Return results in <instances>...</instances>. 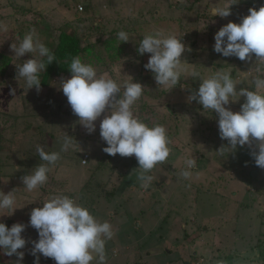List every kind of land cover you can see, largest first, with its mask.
<instances>
[{
  "label": "rangeland",
  "instance_id": "374dc122",
  "mask_svg": "<svg viewBox=\"0 0 264 264\" xmlns=\"http://www.w3.org/2000/svg\"><path fill=\"white\" fill-rule=\"evenodd\" d=\"M228 2L0 0V191L14 190L17 208L10 216L4 210L0 222L7 227L26 225L22 236L29 243L18 250L25 253L22 264H33L31 241L38 239L37 231L27 226L30 211L59 194L113 226L105 264H264V169L250 155L256 142L252 149L246 145L230 153L217 152L227 141L219 136L216 113L187 99L199 87V79L185 73L168 90L144 68L150 54L134 58L144 35H175L185 45L181 60L188 63L189 72L207 77L212 69L226 70L238 81L237 90L250 87L249 79L257 75L255 56L250 61L223 57L213 51V37L229 21L239 23L249 8L264 6V0H238L228 17H211L210 8ZM121 30L129 34L128 42L118 40ZM28 33H35L51 52L64 34L74 36L82 61L118 83L130 77L138 81L142 68L148 73L134 114L149 126L166 128L171 152L147 173L153 177L147 189L137 179L140 170L134 156H110L102 150L106 147L99 135L102 117L90 135L78 123L59 89L60 79L70 76L68 70L58 76L40 73L39 92L16 77L15 65L35 58L33 53L19 60L11 49ZM243 102L241 97L227 107L236 112ZM65 133L76 143L62 152ZM37 145L60 152L61 158L48 172L46 184L30 192L22 177L44 163ZM190 155L196 158V167L185 180L180 173ZM16 259L0 254V264H15ZM39 264L55 261L40 256Z\"/></svg>",
  "mask_w": 264,
  "mask_h": 264
},
{
  "label": "clouds",
  "instance_id": "9594fccd",
  "mask_svg": "<svg viewBox=\"0 0 264 264\" xmlns=\"http://www.w3.org/2000/svg\"><path fill=\"white\" fill-rule=\"evenodd\" d=\"M238 0L212 7L208 11L211 17L221 18L231 15L230 6ZM83 8V7H82ZM79 9V7H78ZM83 11L79 10V12ZM120 42H128L126 31H119ZM213 51L223 57H236L240 61H250L255 56L256 76L249 79L250 87L237 90L238 81L230 71L212 69L207 77L195 70L189 72L188 63L181 60L185 45L175 35L165 36L162 32L143 36L136 51L140 55L150 54L144 68L149 70L157 85L170 90L181 81L185 73L193 79H199V87L190 93L188 101H196L203 110H211L217 115V125L221 140L227 141L217 152H233L237 146L254 149L250 155L260 169H264V6L249 8L248 14L239 23L229 21L214 34ZM14 56L20 60L25 54H35L16 66V77L22 78L28 89L35 87L40 91V73L55 60L54 53L36 37L35 33L26 34L18 45H11ZM69 78H61L59 89L66 97L72 113L78 117V123L92 134L99 120V135L106 147L102 150L110 155L122 157L134 156L140 171L137 179L141 187L147 189L153 177L147 175L157 164L164 163L170 155L171 141L166 128L161 124L147 125L134 114V106L142 96L144 86L129 80L118 83L106 73L97 74V70L80 56L71 58ZM14 91V90H10ZM241 97L244 102L239 111H232L227 105ZM76 141L65 133L61 146L67 152ZM36 153L41 161L32 168L30 174L22 177L28 191L36 190L46 184L48 172L61 158L60 152H47L44 146L37 145ZM85 164L89 160L88 153ZM180 175L189 180L196 167V158L190 155L184 161ZM14 190L5 194L0 191V216L4 210L12 215L17 208ZM37 231L38 239L31 241L30 254L33 264H39L40 256L51 258L55 264H105L107 241L114 236L113 226L108 221H99L89 210L76 203L73 198L59 194L46 200L41 207L33 208L29 214L28 225ZM26 225L14 223L7 227L0 222V254L16 256L15 264H22L24 249L29 241L22 236ZM218 264H223L222 261Z\"/></svg>",
  "mask_w": 264,
  "mask_h": 264
},
{
  "label": "trees",
  "instance_id": "16d2710c",
  "mask_svg": "<svg viewBox=\"0 0 264 264\" xmlns=\"http://www.w3.org/2000/svg\"><path fill=\"white\" fill-rule=\"evenodd\" d=\"M194 1V0H193ZM193 3H189V6H192ZM69 35L64 34L61 37V42H59L58 46L54 50L55 60L49 64L44 72L45 76L53 75L58 76L59 74H63L68 70V66L72 57L77 56L80 53V48L78 47V40ZM139 54H135L134 58H138ZM143 111V108H142Z\"/></svg>",
  "mask_w": 264,
  "mask_h": 264
},
{
  "label": "crops",
  "instance_id": "0c3cea01",
  "mask_svg": "<svg viewBox=\"0 0 264 264\" xmlns=\"http://www.w3.org/2000/svg\"><path fill=\"white\" fill-rule=\"evenodd\" d=\"M132 53H133V52H132ZM148 71H149V70H148ZM147 75H148V73H146L145 70L142 68V72H141V74H140L139 77L137 76L138 81L136 80V82H139V83L142 84V82H143L144 80H146ZM113 257H116V256L113 255Z\"/></svg>",
  "mask_w": 264,
  "mask_h": 264
},
{
  "label": "built area",
  "instance_id": "2783aa9c",
  "mask_svg": "<svg viewBox=\"0 0 264 264\" xmlns=\"http://www.w3.org/2000/svg\"><path fill=\"white\" fill-rule=\"evenodd\" d=\"M82 9H83L82 6H79V10H82ZM86 159H87V156L84 157V159H83V163L86 162Z\"/></svg>",
  "mask_w": 264,
  "mask_h": 264
},
{
  "label": "water",
  "instance_id": "95a60500",
  "mask_svg": "<svg viewBox=\"0 0 264 264\" xmlns=\"http://www.w3.org/2000/svg\"><path fill=\"white\" fill-rule=\"evenodd\" d=\"M256 173V171H253L252 176Z\"/></svg>",
  "mask_w": 264,
  "mask_h": 264
}]
</instances>
